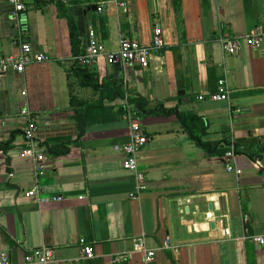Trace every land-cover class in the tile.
I'll return each instance as SVG.
<instances>
[{
    "label": "crops",
    "instance_id": "1",
    "mask_svg": "<svg viewBox=\"0 0 264 264\" xmlns=\"http://www.w3.org/2000/svg\"><path fill=\"white\" fill-rule=\"evenodd\" d=\"M11 12L0 0V57L16 55L23 42L49 61L0 78V252L19 264L26 252L46 246L55 257L49 264H69L83 238L94 255L79 264H264V245L244 239L246 232L264 234V175L257 168L264 169V50L243 46L227 56L217 40L219 33L244 38L263 26L264 0H180L179 14L173 0H29L18 27ZM63 12L77 27L81 51L90 27L105 52H116L121 37L150 45L155 27L163 46L146 69L98 61L87 72L107 83L95 90L81 85ZM224 71L229 98L210 100ZM112 89L125 99H112ZM133 96L146 106L133 110L127 102ZM91 107L105 109L103 116L94 119ZM122 108L148 140L137 156L145 178L139 199L130 198L133 173L114 150L129 140ZM27 111L44 149L41 174L21 155ZM181 114L201 119L202 145ZM78 116L92 120L81 135ZM246 138L257 144L224 157ZM230 165L242 173H228ZM34 187L62 201L25 197ZM243 214L250 218L246 228ZM166 237L177 250L161 249ZM146 251L155 252L149 263Z\"/></svg>",
    "mask_w": 264,
    "mask_h": 264
},
{
    "label": "built area",
    "instance_id": "2",
    "mask_svg": "<svg viewBox=\"0 0 264 264\" xmlns=\"http://www.w3.org/2000/svg\"><path fill=\"white\" fill-rule=\"evenodd\" d=\"M29 0H8L12 8L10 19L18 27L21 16L26 11L27 3ZM58 2L76 1V0H51ZM121 7H126V4H120ZM102 7L97 8V13L102 14ZM218 42L221 46L223 53L227 56L236 55L243 46L248 47L253 51L264 50V25L261 27L256 26L244 38L230 37L224 34H218ZM163 46L162 30L155 27L152 34L150 45H142L137 40L121 37L118 42V49L116 52H105L102 50L99 39L93 28L88 29V41L83 52L73 58L74 63L82 68H92L94 64L102 60L109 65H136L141 69L148 67L149 57L153 50H157ZM18 53L7 57H0V78L8 75L9 73L22 74L25 68L34 63H44L49 61V57L42 53H34L32 48L27 43H19ZM227 71H224L223 77L218 80L216 84V92L209 96L213 101H226L229 98V89L226 82ZM202 100L203 98H199ZM27 118L25 125L21 129V134L25 142L21 155L23 157L31 158L35 163V171L41 174L45 169L46 158L43 154L44 149L36 139L37 124L35 118L27 112H23ZM131 110L126 113L127 121L129 122V140L123 146H115L114 150L121 151L124 154L122 168L125 171L133 173L134 190L130 194V198L139 199L141 192L145 189V178L142 173L137 171V156L143 147L147 144V137L143 128L136 122H133ZM224 157L233 159L234 153L232 147L226 151ZM227 172L239 176L242 171L233 166H227ZM27 198H35L39 203L48 201L60 202L61 197L44 198L41 196L39 188L34 187L24 192ZM250 218L248 214H243L242 221L246 228ZM229 230H224V237L229 235ZM245 240L251 243L263 246L264 234L250 235L246 232ZM80 254L77 259L70 261L69 264H79L93 257V249L85 244L83 238L79 239ZM138 248V247H137ZM161 249L164 250H177L178 246L173 245L171 238L166 237L162 242ZM154 251H146L144 260L149 263L154 257ZM55 261L54 252L51 248L43 246L42 248L26 252L19 264H49ZM0 264H13L10 256L6 252H0Z\"/></svg>",
    "mask_w": 264,
    "mask_h": 264
},
{
    "label": "trees",
    "instance_id": "3",
    "mask_svg": "<svg viewBox=\"0 0 264 264\" xmlns=\"http://www.w3.org/2000/svg\"><path fill=\"white\" fill-rule=\"evenodd\" d=\"M174 1V7H175V11L177 12V14H179L180 11V0H173ZM60 17L62 19H64L67 22V25L69 27V34H70V40H71V49H72V53L74 56L79 55L80 53L83 52V50H79V39L77 38L79 33L77 31V27L75 25V23L73 22L71 17H68L64 12L59 14ZM100 27L101 29L104 31L105 27H106V19L104 17L100 18ZM78 68L76 69V71L78 72V74L80 73L82 75V81L81 85H85V86H90L92 88H94L95 90L100 89L103 91L104 88V84L107 83L105 81H103L101 84L99 83V80L93 76L92 74L87 72V68H82L77 66ZM113 84V83H112ZM113 94L111 95V98H120L122 100H124V95L121 93H118V91H116V93L114 92V90L112 89ZM133 101V102H132ZM127 102L130 103H134L135 106L137 108H134L133 110L135 111H139L140 109H142L144 106H146L145 104V100L142 98H137L136 96H133L132 98H128ZM91 109H93V114H94V119L103 116L105 109L103 108H95V107H91ZM127 113V110L125 112V109L122 108V115ZM157 113V112H155ZM152 114V113H151ZM154 114V113H153ZM90 115V113H89ZM92 116V115H90ZM90 116L87 118L86 117H77V124H76V130L78 131V134L81 135L85 129V127L87 125H89L90 123H92ZM87 118V119H86ZM179 118L181 119L182 123L185 125L186 128H188L189 131H191V134L193 136V139L197 142H199L201 145L203 144V142L201 141V134L204 133L203 130V126L202 121L200 118L193 116V115H187V114H181L179 115ZM201 132V134H200ZM225 145H230L228 143L225 142Z\"/></svg>",
    "mask_w": 264,
    "mask_h": 264
},
{
    "label": "water",
    "instance_id": "4",
    "mask_svg": "<svg viewBox=\"0 0 264 264\" xmlns=\"http://www.w3.org/2000/svg\"><path fill=\"white\" fill-rule=\"evenodd\" d=\"M90 9L92 11H96L97 7L96 6H92ZM117 67H119V65H117ZM255 144H257V140H255L253 138H246V139L239 140V141H237L235 143H232L233 153H234V155L237 154V147L239 145L251 146V145H255ZM241 155L244 156L245 158H247L248 162L251 163V159H250L249 154H248V152L246 150L243 151V153H241ZM257 168L259 169V174H263L264 175V169H261L259 166H257Z\"/></svg>",
    "mask_w": 264,
    "mask_h": 264
}]
</instances>
